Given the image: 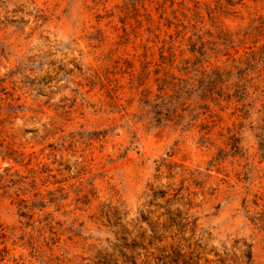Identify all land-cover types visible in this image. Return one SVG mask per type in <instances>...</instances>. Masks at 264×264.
Masks as SVG:
<instances>
[{
	"label": "rangeland",
	"instance_id": "obj_1",
	"mask_svg": "<svg viewBox=\"0 0 264 264\" xmlns=\"http://www.w3.org/2000/svg\"><path fill=\"white\" fill-rule=\"evenodd\" d=\"M0 175V264H264V0H0Z\"/></svg>",
	"mask_w": 264,
	"mask_h": 264
},
{
	"label": "trees",
	"instance_id": "obj_2",
	"mask_svg": "<svg viewBox=\"0 0 264 264\" xmlns=\"http://www.w3.org/2000/svg\"><path fill=\"white\" fill-rule=\"evenodd\" d=\"M190 51L194 55L200 53L196 48ZM224 75L225 73L218 66L211 68L202 66L192 75L179 78L178 81H175V78L169 79L166 85L158 88L159 93L154 94L153 103L159 100L164 104L163 109L168 112H175L177 108L181 111L183 107L188 106L194 111L203 110L204 113L211 110V105L220 106L222 102L241 104V96L234 95L235 84L226 82ZM163 79L166 78H161L160 81ZM2 177L0 175V179Z\"/></svg>",
	"mask_w": 264,
	"mask_h": 264
}]
</instances>
